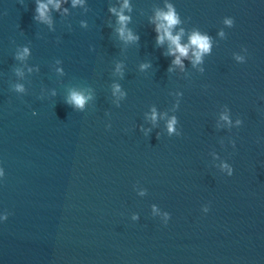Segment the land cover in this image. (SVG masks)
Wrapping results in <instances>:
<instances>
[{
  "label": "water",
  "instance_id": "water-1",
  "mask_svg": "<svg viewBox=\"0 0 264 264\" xmlns=\"http://www.w3.org/2000/svg\"><path fill=\"white\" fill-rule=\"evenodd\" d=\"M0 172V264H264V0H0Z\"/></svg>",
  "mask_w": 264,
  "mask_h": 264
},
{
  "label": "clouds",
  "instance_id": "clouds-1",
  "mask_svg": "<svg viewBox=\"0 0 264 264\" xmlns=\"http://www.w3.org/2000/svg\"><path fill=\"white\" fill-rule=\"evenodd\" d=\"M51 2V0H50ZM125 7H127V0H125ZM46 5H40L37 8V11L40 13L41 18L44 17V12L46 10ZM114 11V10H112ZM119 15V22L123 25L127 21V17L118 14ZM157 19L161 21V23L157 24L156 26V43L158 45H162L165 40L169 42V49L166 55L174 56L175 59L172 61L173 64L180 65L183 68V64L181 61V57H187L189 54L190 48L193 49V55L195 57V60L193 63H198L201 60V57L203 54L208 53L210 51V37L207 35H201L199 32H193L191 36L189 37V43L188 44H181V36L183 35V29L176 34L173 35V28L174 26L178 25L180 23V19L178 15L176 14L175 10L172 8L171 5H168V11L167 12H158L157 13ZM225 24L229 26H233V19H225ZM121 37H124V28L122 27L120 29ZM221 36H223V32L220 33ZM126 39L128 40H138V36H133V34L129 31L127 34ZM25 53H27V49L24 50ZM237 59H240L237 57ZM169 71H171V68H169ZM17 91H23V87L21 85L16 86ZM115 91H119V86H115ZM88 97L84 96L82 93L77 91H72L70 93V98L66 101V103L74 105L77 108H83L84 104L86 103ZM151 119L155 121L157 119V113L155 109L152 111ZM222 119L227 120V116H223ZM176 118L173 117L167 122V128L169 133L171 134L174 132V125L176 124ZM239 123V121H237ZM110 128L111 126H107ZM227 167V165H225ZM232 170L229 169V175L231 176ZM0 175H2V172H0ZM143 194V193H142ZM153 211L155 212L156 206H152ZM209 211V206H206L203 208V212L207 213ZM3 219H7V214L2 217ZM171 218L170 213L165 212L164 213V220L163 223L167 225L168 220ZM138 219L137 216H133V220Z\"/></svg>",
  "mask_w": 264,
  "mask_h": 264
}]
</instances>
